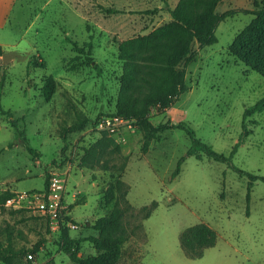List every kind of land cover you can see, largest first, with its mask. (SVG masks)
<instances>
[{"label":"rangeland","instance_id":"1","mask_svg":"<svg viewBox=\"0 0 264 264\" xmlns=\"http://www.w3.org/2000/svg\"><path fill=\"white\" fill-rule=\"evenodd\" d=\"M177 2L35 0L26 8L25 22L0 35L5 42L1 101L13 118L24 116L20 126L26 127L22 141L0 111V192L43 189L52 171L67 179V215L59 229L48 227L37 210L0 204V251L8 242L22 249L14 264H76L60 247L64 237L80 241L81 255L96 254L90 237L98 235L95 223L114 206L119 179L127 187L124 222L131 237L118 264H264V180L254 182L248 201L249 178L233 168L264 176V106L246 115L264 97V76L229 49L254 18L244 9L261 0L218 5L221 14L235 12L218 23L216 43L194 44V58L186 64L189 90L149 114L155 126L187 121L198 137L225 154L241 139L232 165L186 156L173 177L190 146L184 130L148 134L134 117L116 130L99 126L103 115L116 111L122 73L118 43L171 20L167 8ZM156 7L161 9L147 12ZM75 43L87 50L90 43V54L75 51ZM49 76L56 90L47 99L42 88ZM81 121V129L69 130ZM98 142L95 165L82 166L87 149ZM199 222L213 227L218 240L203 256L191 258L180 235ZM29 252L33 258H27ZM0 264L5 263L0 259Z\"/></svg>","mask_w":264,"mask_h":264},{"label":"trees","instance_id":"2","mask_svg":"<svg viewBox=\"0 0 264 264\" xmlns=\"http://www.w3.org/2000/svg\"><path fill=\"white\" fill-rule=\"evenodd\" d=\"M223 0H178L175 7L167 8L171 20L154 27L146 34H139L121 40L118 43V57L122 61V73L120 75V89L117 96L116 111L113 114L126 117H134L139 125L148 134H156L167 129L179 128L184 130L190 138V146L185 156H182L172 173L176 177L181 171V165L186 156H196L198 159L207 157L215 161L232 165V158L241 143V139L235 144L229 154L218 152L207 142L197 136L196 131L190 123L181 120L178 122L161 123L155 126L149 119L151 108L159 106L166 109L189 90L186 76V64L194 58L193 46L210 45L218 41L216 27L218 23L235 11L221 14L217 11L218 5ZM159 7L147 12L154 13ZM109 12L117 9L108 8ZM252 21L234 38L230 44V52L246 65L264 76V0L261 4L251 10ZM87 50L78 43L74 49L80 54H90L92 46ZM4 54V48L0 45V56ZM92 60L91 57H89ZM56 90V80L49 76L45 78L42 88L43 94L50 99ZM264 106V97L246 110V115L253 114ZM0 111L8 116L9 123L16 129L18 137L23 141L26 136V127L20 126V121H25L24 116L13 118L12 110L5 109L1 101ZM104 116V115H103ZM84 122L74 124L69 130L81 129ZM150 140H146L145 149ZM100 142L95 143L87 149L81 161L82 166L93 167L95 156L98 154ZM31 153L35 150L26 145ZM241 176L249 178L248 201L251 197V189L254 182L263 179L264 176L254 174L233 165ZM49 180L43 189L31 191H42L48 188ZM118 194L116 201L108 215L100 218L94 228L98 235L90 237L94 243L97 253L80 254V241L64 237L60 241V247L68 253L76 264H118L123 254V245L130 239L131 233L127 229L124 218L130 204L127 200V187L122 180L117 181ZM16 192L5 189L0 192V204L4 205L8 199L16 196ZM78 204V203H75ZM152 211L148 208L147 215ZM49 226V218L42 215ZM11 234V233H10ZM12 236V234L10 235ZM217 231L205 222H199L187 227L180 235V244L185 254L191 258L201 257L205 249L217 243ZM77 242V243H76ZM76 243V244H75ZM22 249H17L13 243L2 247L0 259L5 264H14L15 258L20 255Z\"/></svg>","mask_w":264,"mask_h":264},{"label":"built area","instance_id":"3","mask_svg":"<svg viewBox=\"0 0 264 264\" xmlns=\"http://www.w3.org/2000/svg\"><path fill=\"white\" fill-rule=\"evenodd\" d=\"M130 123V118L122 115H104L99 121L101 128L110 130L119 129L121 125ZM130 125V124H129ZM66 176L60 171H52L49 178L48 188L42 191H22L7 200L6 204H17L39 211L49 218V226L59 229L67 215V205L64 201L66 189ZM27 258H33L29 252Z\"/></svg>","mask_w":264,"mask_h":264},{"label":"crops","instance_id":"4","mask_svg":"<svg viewBox=\"0 0 264 264\" xmlns=\"http://www.w3.org/2000/svg\"><path fill=\"white\" fill-rule=\"evenodd\" d=\"M31 1L35 0H0V35L11 32L10 27H17L25 22L26 8ZM0 45L5 47L1 36Z\"/></svg>","mask_w":264,"mask_h":264}]
</instances>
